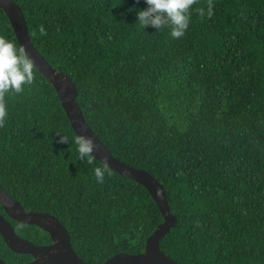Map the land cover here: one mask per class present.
<instances>
[{"label":"trees","instance_id":"trees-1","mask_svg":"<svg viewBox=\"0 0 264 264\" xmlns=\"http://www.w3.org/2000/svg\"><path fill=\"white\" fill-rule=\"evenodd\" d=\"M12 1L33 46L75 84L97 138L163 186L177 222L161 251L179 264H264V0H194L177 38L168 27L140 24L145 0ZM0 36L21 48L1 8ZM0 102L7 194L56 217L89 264L142 252L162 221L156 203L109 167L97 182L101 161L79 158L52 84L34 67L33 81ZM16 232L50 241L34 225ZM0 258L21 264L31 255L11 251L0 236Z\"/></svg>","mask_w":264,"mask_h":264},{"label":"water","instance_id":"water-1","mask_svg":"<svg viewBox=\"0 0 264 264\" xmlns=\"http://www.w3.org/2000/svg\"><path fill=\"white\" fill-rule=\"evenodd\" d=\"M0 8L7 15L20 47L33 60L34 67L52 84L75 135L84 133L91 136L95 145L94 158L101 162L106 161L110 169L144 186L162 215V221L147 236L142 252L117 253L100 264H179L162 252L159 246L160 239L177 222L176 216L170 212L163 186L147 171L135 168L111 154L85 121L76 101L75 84L65 73L53 68L33 46L21 8L12 0H0ZM0 205L10 218L21 224L35 225L50 237L48 244H35L19 236L11 224L0 215V234L6 246L15 253H27L33 257L31 261L23 264H89L73 250L66 229L53 215L25 209L1 186ZM0 264L8 263L0 259Z\"/></svg>","mask_w":264,"mask_h":264},{"label":"clouds","instance_id":"clouds-1","mask_svg":"<svg viewBox=\"0 0 264 264\" xmlns=\"http://www.w3.org/2000/svg\"><path fill=\"white\" fill-rule=\"evenodd\" d=\"M193 3L194 0H145L146 7L137 8L136 17L144 28L148 25L155 27L157 30L168 27L171 37L177 38L183 36L188 28L190 9ZM198 11L201 15L205 14L203 7L199 8ZM206 14L208 16L212 15L211 3L207 6ZM43 31L44 29L41 28V32ZM33 79V60L26 54L24 49L18 48L12 40L0 36V98L12 91L21 92L23 86L30 84ZM6 115L7 107L0 102V124H3ZM72 139L76 144L79 158L81 160L86 158L89 164H93V148L95 145L92 137L80 133ZM59 140L68 143V137L65 135H60ZM93 171L97 182L100 183L103 182L106 173L110 174L106 161L94 166Z\"/></svg>","mask_w":264,"mask_h":264},{"label":"flooded vegetation","instance_id":"flooded-vegetation-1","mask_svg":"<svg viewBox=\"0 0 264 264\" xmlns=\"http://www.w3.org/2000/svg\"><path fill=\"white\" fill-rule=\"evenodd\" d=\"M0 215L2 216V217H4L10 224H11V226L15 229V231H17V228L20 226V225H24V224H20L19 222H17V221H15L14 219H12V218H10L7 214H5L4 213V211H3V209L1 208V205H0ZM19 226H18V225ZM17 233V232H16ZM19 235V234H18ZM0 236H1V234H0ZM1 238H2V236H1ZM24 238V237H23ZM3 239V238H2ZM27 239V238H26ZM29 241H31L30 239H29ZM34 243V242H33ZM48 243H50V241L49 242H47V243H45V244H48ZM36 244V243H35ZM32 256H31V258L28 260V261H31L32 260ZM1 259V258H0ZM28 261H26V262H28ZM26 262H23V263H26ZM6 263V262H5ZM23 263H21V264H23ZM9 264V263H8Z\"/></svg>","mask_w":264,"mask_h":264}]
</instances>
